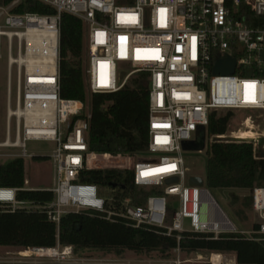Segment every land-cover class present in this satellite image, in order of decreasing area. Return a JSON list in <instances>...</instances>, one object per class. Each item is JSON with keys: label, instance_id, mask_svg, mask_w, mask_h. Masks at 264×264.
I'll use <instances>...</instances> for the list:
<instances>
[{"label": "built area", "instance_id": "1", "mask_svg": "<svg viewBox=\"0 0 264 264\" xmlns=\"http://www.w3.org/2000/svg\"><path fill=\"white\" fill-rule=\"evenodd\" d=\"M21 1L0 3V58L3 44L7 51V111L0 157L49 158L53 180L46 188L32 186L28 177L21 187L0 184V208L44 212L58 225L68 213L91 211L133 227H153L167 235L176 232L178 239L184 232L214 238L248 233L222 209L205 178L203 185L189 183L183 143L199 136L214 110L264 111V25L250 23L259 21L251 13L264 17V0H41L56 10L53 14L14 11ZM63 13L80 18L85 27L89 93L119 91L135 74L148 73L149 143L142 155L90 152L89 107L82 100L61 96ZM224 56L236 59L234 71L215 73L217 60ZM123 63L129 67L119 77ZM241 123L257 129L261 124L251 114ZM239 131L213 134L210 139H244L253 143L256 158H264L259 142L264 131L255 130L254 138H240ZM29 141L54 146L37 151L29 148ZM147 153L158 156L143 158ZM91 156L132 160L109 167L132 170L134 184L154 192L142 205L131 197L102 196L96 183L81 180L85 169L106 168L91 166ZM169 178L176 180L167 182ZM28 190L51 191L53 199L19 198ZM168 196L178 198L177 209L170 210ZM252 199L258 220L250 233L264 240V185L252 189ZM65 250L74 253L72 246H64Z\"/></svg>", "mask_w": 264, "mask_h": 264}, {"label": "trees", "instance_id": "2", "mask_svg": "<svg viewBox=\"0 0 264 264\" xmlns=\"http://www.w3.org/2000/svg\"><path fill=\"white\" fill-rule=\"evenodd\" d=\"M13 0H0L9 4ZM14 11L53 14L56 10L41 0H22ZM252 25H264V17ZM85 27L82 20L70 13L61 19V96L85 102L92 113L87 140L90 152L110 153L114 156H132L145 151L149 143V84L148 73L134 75L121 90L112 93H89L86 88ZM233 116L232 110L210 114L209 124L200 130V143L207 136L225 134ZM253 128V127H252ZM206 183L210 189L248 188L264 185V158H256L254 145L242 141H214L209 148ZM46 157H36L45 159ZM98 158V159H97ZM112 159L128 158L91 156V166L106 168L85 169L81 180L96 183L101 189L117 184L116 197H131L134 204L142 205L152 190L134 184V172L121 169ZM96 160V161H95ZM26 176L25 160L16 158L0 162V184L21 187ZM19 198L49 201L53 193L47 190L21 191ZM253 203L252 197L250 198ZM257 224L254 225V230ZM243 233H225L219 238L212 234L177 233L167 235L156 228L133 227L123 221H110L91 211L71 212L64 215L58 225L40 211L0 208V246L30 248H57L72 246L74 251L100 249L106 253L123 255L127 250L151 254L161 252L168 259L174 249L185 252L208 251L233 253L239 264H264V240Z\"/></svg>", "mask_w": 264, "mask_h": 264}, {"label": "rangeland", "instance_id": "3", "mask_svg": "<svg viewBox=\"0 0 264 264\" xmlns=\"http://www.w3.org/2000/svg\"><path fill=\"white\" fill-rule=\"evenodd\" d=\"M3 57L0 58V141L5 135L6 125V100H7V51L6 44H3L1 49ZM129 66L127 64H119V77L126 74ZM136 75V74H135ZM226 111H220L225 113ZM248 114L254 116L257 122L261 123L256 128V131L262 133L264 131V111L262 110H236L233 111V116L229 123L227 132L239 131L243 129L246 135H254L255 131L246 132V126L242 125V121ZM206 147L202 150H184L183 156L186 163L187 172L189 175H199L206 179L207 163L209 158L208 148L211 144L209 136L206 137ZM29 148L33 150H48L53 148L54 144L45 141H29ZM264 149V144L262 145ZM142 155V153L140 154ZM148 156H158V154L147 153L143 158ZM96 158V157H95ZM98 159V158H97ZM8 158L0 157V162L8 161ZM90 163L91 157L88 160ZM96 161V160H95ZM132 160L112 159L111 163L116 164H132ZM26 176L30 180L32 186L46 188L52 185L53 180V166L49 158L25 159ZM151 193L154 192L153 189ZM213 195L218 200L222 209L232 218L240 230L246 231L247 235L254 230V225L257 224V214L254 210L252 197V190L248 188H222L212 189ZM100 194L105 197L115 196L113 187L107 186L101 189ZM170 202V210L178 208L179 202L176 196H168ZM221 214V213H219ZM189 226V222L186 223ZM59 254L56 256L40 255L34 248L0 246V264H212L210 261L212 257L214 260L220 259L225 262L224 255L212 254L208 251L201 252H185L181 249H174L170 258H161V252L154 251L151 254L137 253L133 250H127L124 255H115L113 253H106L100 249H89L82 252L72 254H63L64 246H57ZM231 254V253H229ZM165 260V261H164Z\"/></svg>", "mask_w": 264, "mask_h": 264}, {"label": "water", "instance_id": "4", "mask_svg": "<svg viewBox=\"0 0 264 264\" xmlns=\"http://www.w3.org/2000/svg\"><path fill=\"white\" fill-rule=\"evenodd\" d=\"M236 65V59L231 56H224L220 57L217 60L216 66H215V73H232L235 69ZM236 141H245L244 139L235 138ZM260 144H264V137L259 140ZM206 147V142H203L202 144L195 140H190L188 142L183 143V148L185 150H202ZM264 155V153H263ZM176 180V178H169L167 182H171ZM189 183L191 185H203L204 184V178L199 175H191L189 178ZM113 187H117V184H113Z\"/></svg>", "mask_w": 264, "mask_h": 264}, {"label": "bare ground", "instance_id": "5", "mask_svg": "<svg viewBox=\"0 0 264 264\" xmlns=\"http://www.w3.org/2000/svg\"><path fill=\"white\" fill-rule=\"evenodd\" d=\"M253 127V126H252ZM251 126H246V128H245V131L246 132H252V131H255L256 130V128L255 127H253L252 128ZM256 132V131H255ZM237 134H239V136H240V138H254L256 135H257V133L256 134H254V135H248V134H244L243 133V129H241L239 132H237ZM47 249H48V251H47ZM40 255H49V256H56L57 254H59V251H58V248H45V250L47 251V253H44V251L42 250V249H35ZM69 251L68 250H65L63 253H68Z\"/></svg>", "mask_w": 264, "mask_h": 264}, {"label": "crops", "instance_id": "6", "mask_svg": "<svg viewBox=\"0 0 264 264\" xmlns=\"http://www.w3.org/2000/svg\"><path fill=\"white\" fill-rule=\"evenodd\" d=\"M124 254H126V253H124ZM123 254V255H124ZM212 254H216V253H212ZM218 254V253H217ZM221 256H223L224 255V257H225V262H221L220 261V259H218V260H214L213 259V257H212V260L210 261V263H212V264H239L238 262H237V258H236V255L235 254H233V253H231V254H229V253H222V254H220ZM122 256V255H121ZM165 261V260H164ZM162 264H165V263H162Z\"/></svg>", "mask_w": 264, "mask_h": 264}, {"label": "flooded vegetation", "instance_id": "7", "mask_svg": "<svg viewBox=\"0 0 264 264\" xmlns=\"http://www.w3.org/2000/svg\"><path fill=\"white\" fill-rule=\"evenodd\" d=\"M196 140H197L198 142H200V140H201V139H200V136H197V137H196Z\"/></svg>", "mask_w": 264, "mask_h": 264}]
</instances>
